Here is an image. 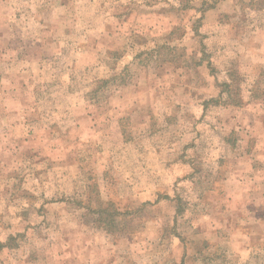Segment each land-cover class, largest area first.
<instances>
[{
  "label": "rangeland",
  "instance_id": "obj_1",
  "mask_svg": "<svg viewBox=\"0 0 264 264\" xmlns=\"http://www.w3.org/2000/svg\"><path fill=\"white\" fill-rule=\"evenodd\" d=\"M205 1L0 0V264H264V0Z\"/></svg>",
  "mask_w": 264,
  "mask_h": 264
},
{
  "label": "trees",
  "instance_id": "obj_2",
  "mask_svg": "<svg viewBox=\"0 0 264 264\" xmlns=\"http://www.w3.org/2000/svg\"><path fill=\"white\" fill-rule=\"evenodd\" d=\"M194 1H196V0H181V2L183 3L182 4V7H183V9H187V8H191V7H193L194 5H193V2ZM215 4H216V2H213V3H206V1L205 0H202V5H203V9H202V11H206V10H208V9H211V8H213L214 6H215ZM199 19L200 18H198L197 20L199 21ZM179 28L180 27H175V29H173V31L167 36V38L169 39L170 37H172L173 35H174V33H175V31H177V30H179ZM170 40H167V39H165L163 42H161V48H165L166 50H172V51H175L176 50V45H171L170 44V42H169ZM159 50V49H158ZM160 52H163L161 49L159 50ZM174 53H176V52H174ZM175 56H176V54H174ZM108 80H105L104 81V83L105 82H107ZM109 210L107 209V208H103L102 209V212H104V213H107Z\"/></svg>",
  "mask_w": 264,
  "mask_h": 264
},
{
  "label": "crops",
  "instance_id": "obj_3",
  "mask_svg": "<svg viewBox=\"0 0 264 264\" xmlns=\"http://www.w3.org/2000/svg\"><path fill=\"white\" fill-rule=\"evenodd\" d=\"M231 1L233 0H226V3L228 5V7H231L232 6V3ZM235 1V0H234ZM215 10V8H212L210 9L209 11H213ZM210 13V12H209ZM221 13V12H220ZM223 13V12H222ZM220 17V16H219ZM259 37L260 38H264V30L262 31H259ZM251 50V54L249 53L248 55L249 56H253V57H258V56H261V53H264V41H262L261 43H254V46H251L250 48Z\"/></svg>",
  "mask_w": 264,
  "mask_h": 264
}]
</instances>
